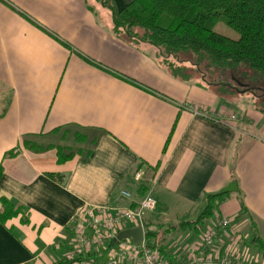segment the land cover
Masks as SVG:
<instances>
[{"label": "crops", "instance_id": "obj_1", "mask_svg": "<svg viewBox=\"0 0 264 264\" xmlns=\"http://www.w3.org/2000/svg\"><path fill=\"white\" fill-rule=\"evenodd\" d=\"M160 58L114 34L96 0H0V264L61 262L78 211L130 206L149 188L145 231L165 257L222 255L198 247L218 216L231 221L224 243L264 260V115L251 94L222 97Z\"/></svg>", "mask_w": 264, "mask_h": 264}, {"label": "trees", "instance_id": "obj_2", "mask_svg": "<svg viewBox=\"0 0 264 264\" xmlns=\"http://www.w3.org/2000/svg\"><path fill=\"white\" fill-rule=\"evenodd\" d=\"M96 1L109 11L114 34H123L133 45L157 48L173 77L188 81L192 75L166 59L190 55L194 66L203 65L219 76L208 81L217 94L229 98L251 94L264 115V0H132L122 8L113 0ZM217 23L235 31L238 38L215 31ZM226 73L228 79H222ZM221 199L220 193L207 195L199 219L191 224L210 218ZM145 234L149 244L157 247L152 241L156 232ZM56 264L69 262L63 259Z\"/></svg>", "mask_w": 264, "mask_h": 264}, {"label": "built area", "instance_id": "obj_3", "mask_svg": "<svg viewBox=\"0 0 264 264\" xmlns=\"http://www.w3.org/2000/svg\"><path fill=\"white\" fill-rule=\"evenodd\" d=\"M193 113L201 115L197 108ZM232 115L231 119H236ZM142 174L137 173L135 181H142ZM121 196L131 200V193L122 191ZM157 207V200L149 188L142 198L130 206L111 208L81 209L75 215L73 234L69 239V250L65 260L69 264H97L91 254L106 253V260L100 264H264V260L247 249H240L236 239L224 243L230 237L231 221L216 216V221L204 225L199 234L198 247L213 251L216 243L222 245L223 253L218 257L208 256L203 260L187 258L170 259L157 248L149 244L145 234L144 216ZM140 226L143 239L136 244L131 239L116 240L119 232ZM229 239V238H228ZM114 242V246H110Z\"/></svg>", "mask_w": 264, "mask_h": 264}, {"label": "rangeland", "instance_id": "obj_4", "mask_svg": "<svg viewBox=\"0 0 264 264\" xmlns=\"http://www.w3.org/2000/svg\"><path fill=\"white\" fill-rule=\"evenodd\" d=\"M215 31L221 33L224 36H227V37H230V38H233V39H237L238 38V34L235 31H233L232 29H230L229 27H227L223 23H217L216 26H215ZM160 59L162 61H164L163 57H161ZM166 61L174 63L177 66H181V67L187 68L188 72L192 75V79L193 80H199L206 87H210V88H213L215 90V87H211V86L208 85V81H209L210 78L217 77V74H212L210 71L205 69L203 65H201L200 67L199 66H197V67L194 66L193 62H192V56L185 55V54H179L176 59H174L172 57H168L166 59ZM217 78H219V76ZM222 79H225V80L228 79V73H226V75H224L222 77ZM246 95L249 96L248 94H246ZM236 97L239 98L240 97L239 94H234V96L232 98H236ZM147 214H148V212H146L145 216ZM183 231L184 230H180L179 229V231H177V233L181 232V234H182V233H184Z\"/></svg>", "mask_w": 264, "mask_h": 264}, {"label": "water", "instance_id": "obj_5", "mask_svg": "<svg viewBox=\"0 0 264 264\" xmlns=\"http://www.w3.org/2000/svg\"><path fill=\"white\" fill-rule=\"evenodd\" d=\"M228 190H224L222 193H225ZM124 239H131L134 243L138 244L143 239V230L140 226L136 228H131L127 230H123L118 233L116 236L117 241H121Z\"/></svg>", "mask_w": 264, "mask_h": 264}]
</instances>
